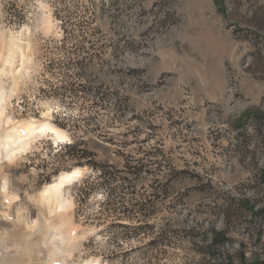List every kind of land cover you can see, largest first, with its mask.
Returning a JSON list of instances; mask_svg holds the SVG:
<instances>
[{
    "label": "rangeland",
    "instance_id": "374dc122",
    "mask_svg": "<svg viewBox=\"0 0 264 264\" xmlns=\"http://www.w3.org/2000/svg\"><path fill=\"white\" fill-rule=\"evenodd\" d=\"M0 53V264H264V0H0Z\"/></svg>",
    "mask_w": 264,
    "mask_h": 264
},
{
    "label": "bare ground",
    "instance_id": "6f19581e",
    "mask_svg": "<svg viewBox=\"0 0 264 264\" xmlns=\"http://www.w3.org/2000/svg\"><path fill=\"white\" fill-rule=\"evenodd\" d=\"M50 21L51 20H49V18L47 16H43V23L46 26V29H52V25H51ZM21 36H23V33H20L16 36H14L12 33H10L9 40L6 43L7 44V50H6L7 55H6V58L4 60L5 65L3 67V71L10 73V75H11V73H14V70H15V68H14L15 61L14 60H15V56H16L17 52H20V57H21V66H20L19 70L24 67V62H25V60H27L26 59L27 57L22 55L23 45L19 43V41L21 40ZM19 70H18V72H19ZM53 110L54 109L50 106L46 107L42 113V116L44 118H49V116L51 115ZM25 124H24V126H25ZM17 128H19V127H17ZM25 130H26L25 132H27L29 135H33L35 137H44V136L49 135L53 139L54 145H56L57 142L66 143L69 140V137H67V135L63 131L55 128L52 124L49 123V121L48 122L43 121V122H40L39 124L38 123L37 124L27 123V125L25 126ZM7 132H9V131H7ZM13 132H15V131H13ZM8 134H10V133H8ZM13 135H15V134H13ZM16 137L18 138V136H15L12 139L14 140ZM23 145L25 146V144H23ZM23 149H24V147H23ZM15 150L21 151L22 148L16 147ZM9 154H10V152H9ZM81 174H82V170L80 168H75V169H72L68 172H61L57 177H55V179L50 184H47L44 187L43 193H46L49 195L48 196L49 198H45V201H44V203H46V205L48 206L49 215L57 213V210L59 209V202H60V197L58 195H55L54 193H53L54 195H52V192L55 191L56 193H59L65 185H69V184L73 183L76 179H78L81 176ZM6 187H7L6 183H3L2 184V190L4 192H6V189H7ZM14 199L15 198H12V200H14ZM58 212H59V210H58ZM45 214H46V212H45ZM50 219H52V217ZM54 222H53L54 225L50 224L49 221L46 222L47 226L45 227L46 228L45 232L41 236H39L40 238L38 241H36L34 243H29V242L27 243L25 241V246L23 248L24 252H22L24 254V257L25 256L27 257L28 255H30L32 250H33L32 248L36 247L40 243H42L44 245L48 244L47 246H51V249H49L50 251L48 253L49 261H53L58 256H59L60 260H63L64 257H67V256L70 257V255H67L68 254L66 251L67 249L63 248V246L66 244L65 243L66 237H65L64 232L62 231L63 225L62 224L56 225V223H54ZM24 232H26V230ZM28 234H30V233H28ZM28 236H26L27 237L26 239L29 238ZM0 238H2V236H0ZM3 238H4V236H3ZM59 258L57 260H59ZM28 259H26L25 261H27ZM46 263H47V261H46ZM84 264H98V262L97 261H88V262H85Z\"/></svg>",
    "mask_w": 264,
    "mask_h": 264
},
{
    "label": "trees",
    "instance_id": "16d2710c",
    "mask_svg": "<svg viewBox=\"0 0 264 264\" xmlns=\"http://www.w3.org/2000/svg\"><path fill=\"white\" fill-rule=\"evenodd\" d=\"M77 147H78V144H76V143H71V144L65 145V148H69L71 151H75V152H76ZM74 154H75V153H72V156H73ZM90 154H91V153H86V152L83 150V151H81V154H80L79 157H77V158L88 160L87 158H88V156H90ZM74 157H75V156H74ZM79 164H81V163H79ZM80 166H82V167H84V166H85V167H89L90 170L93 171V172H94V170L97 168V165H96V164L94 165V163H90V161H85V162H84L82 165H80ZM90 176H91V175H90ZM83 189H84V188H83ZM80 192L83 193V192H85V191H84V190H81ZM85 195H86V194H85ZM244 208L253 211L252 208L250 209L249 206L244 205ZM254 214H255V213H254ZM213 234H214V235H213V240H214L215 242H217V241L223 242V240L226 238L225 235H224L223 233H213Z\"/></svg>",
    "mask_w": 264,
    "mask_h": 264
},
{
    "label": "water",
    "instance_id": "95a60500",
    "mask_svg": "<svg viewBox=\"0 0 264 264\" xmlns=\"http://www.w3.org/2000/svg\"><path fill=\"white\" fill-rule=\"evenodd\" d=\"M51 138V137H50ZM51 140H52V144L54 145V143H53V139L51 138ZM60 144H63V143H61V142H57V144L56 145H54L55 147H58Z\"/></svg>",
    "mask_w": 264,
    "mask_h": 264
}]
</instances>
